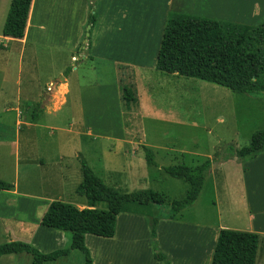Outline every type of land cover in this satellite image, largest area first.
<instances>
[{"label":"rangeland","instance_id":"374dc122","mask_svg":"<svg viewBox=\"0 0 264 264\" xmlns=\"http://www.w3.org/2000/svg\"><path fill=\"white\" fill-rule=\"evenodd\" d=\"M147 22V19L143 18L141 21L137 20V25L134 24L136 28L133 30L136 31L127 38L123 46L125 52L131 54L140 50L135 38L143 36ZM1 29L0 21V36ZM83 41L84 39L82 43ZM7 45L8 43L4 42L6 48H0V180L16 185L19 191L29 190L30 195L40 196L43 200L70 203L78 209L88 207L87 201L75 193L82 179L80 158L76 157V151L81 154L97 177L121 193L153 190L162 194L168 202L181 199L185 196L188 185L181 179L165 174L159 167L147 166L144 156L140 157L137 154L140 146L149 147L154 153L156 164L161 167L176 165L194 167L206 159H217L227 155L225 151L227 148L224 146L234 148L247 146L252 133L264 129V95L236 94L213 83L179 76L180 81L176 77L177 81L173 79L171 83L157 85L162 88L158 91L161 94L163 112L143 117L138 111H130L123 105V127L104 137L103 134L109 133L112 127H119L120 124L113 93L101 94L102 89L107 90L106 86L115 81V73L118 74L119 67L116 68L110 62L83 61L81 55L86 54L84 49L77 53L76 50L72 52L74 57L77 56L74 60H71V54L68 52L48 51L35 61L26 53L21 62L15 50H11ZM73 64L77 67L74 79L76 85L79 78L80 83H86L84 84L86 86L100 87L98 91L88 89L86 92L89 94L82 96V104L77 101L78 96L73 90L70 99L77 100L69 99V103L58 111L63 102L62 95L66 91H50L46 83L50 81L54 86L66 84L61 78L69 75L65 71L66 69L71 71ZM65 67L67 68L60 73L59 71ZM157 74L160 73H156L154 77L162 76ZM27 75L32 79L33 87L27 93L19 92L14 83L20 77L24 82ZM148 82L154 89L156 81L152 80L155 85L150 79ZM126 83L132 85L124 76L123 84ZM130 85L126 88L131 89ZM9 102L13 104L8 105ZM50 102L54 104L51 111L47 108ZM37 105H40V111L33 117L32 113L36 111ZM11 109L12 111H8ZM15 121L19 124L20 133L15 129ZM83 122L86 124L85 133L81 135L84 129L77 126ZM87 132L89 134H86ZM14 139L19 144V151L14 145ZM40 155L49 159L45 161L49 166L45 169L31 168L25 171L22 160ZM57 157L58 160L51 168L53 161L50 158ZM229 162L241 164L228 159L217 164V167ZM259 165L260 162L257 161L253 166L252 180L248 183L252 192L250 204L252 209H258L256 212H259L261 204L264 205V170H261ZM209 172L210 170L205 176L203 188L196 201L182 210L178 214L179 217L175 216L179 218L178 222L199 223L206 226L205 228L218 224L214 179ZM217 192H222L220 185ZM95 208L105 209L106 205L100 203ZM218 208L221 223L233 225V217L227 213L224 201ZM132 210L162 218L169 215L168 206L133 205ZM141 218L131 223L121 217L118 225L120 232L134 234V238L129 242L133 246L125 245V252L133 251L135 255L140 254L139 264L145 261L144 252L147 249L153 252L150 236L151 218L145 219L144 215ZM241 219L242 226H237L245 229L246 221L244 218ZM175 230V234L171 233L173 237L171 242L174 246L182 245L188 239L187 232L180 225H177ZM66 234L70 239V235ZM209 242L210 237L204 233L201 240H198L200 247L197 249H193L192 246L186 247L183 252L186 262L181 261L184 264H192L191 260L195 262L194 264L202 262L206 264L205 256ZM69 245L70 242L65 248ZM158 249L162 252L159 246ZM260 250L259 237L255 264L262 263ZM23 255L22 264H25V260L26 264H30L31 257ZM187 258L191 260L188 261ZM47 264H84V261L80 252L71 251L68 257Z\"/></svg>","mask_w":264,"mask_h":264},{"label":"crops","instance_id":"0c3cea01","mask_svg":"<svg viewBox=\"0 0 264 264\" xmlns=\"http://www.w3.org/2000/svg\"><path fill=\"white\" fill-rule=\"evenodd\" d=\"M11 1L1 0L0 2L2 28ZM87 13V0H31L23 37L15 40L4 37L1 33L0 48H6L4 42L8 43L7 46L11 50H15L21 62L26 53L30 54L35 61L37 57L43 53H48V51H53L54 53L68 52L71 54V60H74L77 56L74 57L72 52L82 42ZM171 13L264 29V0H97L95 24L90 34V46L86 54L83 53L81 57L83 61L110 62L116 68L119 67L118 74L115 73V81L111 85L106 86L107 90L104 89L103 91L102 89L101 94L102 92L104 94L107 92L113 93V102L117 107L120 124L119 127H112L110 132L103 134V136L112 134L123 127V105L130 111H138L143 117L144 115H154L156 112H163L161 94L158 91L162 88L157 86L158 83H171L173 79L176 80V77L180 81L179 76L175 74H162L155 70L163 29L167 17ZM142 17L147 19L148 22L143 36H136L135 38L136 45L140 46V50L129 54L123 50V46L127 38L133 34V31H136L133 30V28H136L134 24L137 25V20L141 21ZM85 42L83 41V43ZM73 65L71 66V71L68 72L69 75L61 78L66 81V84L54 86L50 81L46 83L50 91H66L62 95L63 102L58 107V111L69 103L73 90L76 91L75 94L78 96V100L77 98L75 100L82 104V96L89 94L86 92L88 89L98 91L100 87L86 86L84 85L86 83H80L79 78H77L76 85V80L74 79H76L77 67ZM66 68L61 69L59 72H63ZM156 73H160L162 76L154 77ZM124 76L132 82V85L123 84ZM22 79L20 77L14 84L19 92L24 91L27 93L33 87L32 79L28 75L25 78L26 82H22ZM149 79L151 82L153 79L156 81V85L152 82L155 85L154 89L149 86ZM127 85H130L131 89L129 90L134 98V101L129 104H125L121 100L122 89L126 88ZM70 100L73 101L74 98ZM7 104L12 105L13 103L9 102ZM53 105L52 102L49 103V106H47L49 111L52 110ZM8 111H12V109ZM75 125L74 127H76ZM85 126L84 122L77 126L84 129L80 133L81 135L85 133ZM15 129L19 132L17 121H15ZM15 133L17 134V132ZM86 134H89V132ZM14 145L18 148L17 140H15ZM137 154L142 157L141 148L138 149ZM29 155L32 154L29 153ZM41 157L45 158L44 155H40L22 160L24 170L27 171V169L31 168L45 169L49 166L45 162L49 159L45 158V160H42L40 159ZM76 157H81L78 151H76ZM50 160L53 161V164L50 165L52 168L58 157L55 159L50 158ZM257 161L260 162L259 168L264 170V148L260 155L247 162L241 164L229 162L217 168H210L209 174L214 179V200L218 216V224L210 227L211 229L205 228L206 226L199 223L185 224L178 222L179 218L177 217H160L156 229V240L160 250L168 257L170 264H184L181 260L186 262L183 254L186 247L192 246L193 249L200 247L198 240H201L204 233H207L208 238L210 237L211 239L207 252L205 251L206 264H210L218 233L221 229L256 233L258 238H261L260 263H264V205L261 204L259 212H256L258 210L256 208L252 209L250 204L252 192L248 187V183H251L252 180V168ZM52 170L55 172L54 168ZM261 175L263 176L262 173ZM226 184L228 185L225 186ZM219 185L222 189L220 193L217 192ZM222 201L225 202L227 213L233 217V225L221 223V213L218 206ZM51 202L52 199L43 200L40 196L36 195L34 197L30 195L29 190L19 191L16 185H13V188L9 191L0 190V245L7 242H22L44 254L65 248L70 242L66 233L46 228L40 224V220ZM142 215L145 216V219L152 217L148 213L142 212H122L118 214L115 233L112 238L85 235L84 243L89 250L92 264H139L138 258L140 254L135 255L133 251L125 252V245L133 246L129 242L134 238V234L120 232L118 225L121 217L133 223L142 219ZM241 218L246 221L245 229L240 227L242 226L241 223H243ZM177 225L182 226L187 232L188 239L182 245L174 246L171 242L173 240L171 233L175 234ZM202 247H204L203 244ZM144 253L145 261L141 264H163L154 259L152 250L147 249ZM23 254L30 256V254L24 252L2 255L0 256V264H22L24 261ZM188 258L186 260L190 261L191 259ZM177 259H180V261H177ZM191 263L194 264L195 262L191 260Z\"/></svg>","mask_w":264,"mask_h":264},{"label":"trees","instance_id":"16d2710c","mask_svg":"<svg viewBox=\"0 0 264 264\" xmlns=\"http://www.w3.org/2000/svg\"><path fill=\"white\" fill-rule=\"evenodd\" d=\"M30 2L31 0L11 1L1 31L2 36L15 40L23 37ZM87 2L86 26H90L89 36L83 35L86 42L78 45L76 53L83 49L88 51L91 30L95 24L97 0ZM263 43V28L171 13L163 29L155 70L162 74H175L213 83L236 94L260 96L264 95ZM68 72L66 69L65 73ZM121 100L125 104L134 101L128 88L122 89ZM35 110L33 117L40 111V105ZM140 148L147 166L159 167L165 174L181 179L188 185L183 198L168 202L162 194L153 190L121 193L106 185L80 157L82 179L75 193L87 201L88 208L78 209L70 203L54 200L40 220V224L46 228L68 233L70 245L44 254L22 242H7L0 245V256L24 252L30 254L31 264H47L67 257L71 251H78L83 256L84 264H92L89 250L84 243L85 235L112 238L118 214L134 212L133 205L168 206V217H175L196 201L203 188L205 176L212 166L217 167V164L228 159L243 163L260 155L264 148V129L253 132L247 146H224L229 155L206 159L194 167H161L156 164L154 153L149 147L142 145ZM12 188V184L0 180L1 191ZM100 203H104L106 208L96 209L95 206ZM159 219V216H152L150 219L153 257L163 264H170L168 257L157 246L156 229ZM258 239V235L253 232L221 229L210 264H255Z\"/></svg>","mask_w":264,"mask_h":264},{"label":"water","instance_id":"95a60500","mask_svg":"<svg viewBox=\"0 0 264 264\" xmlns=\"http://www.w3.org/2000/svg\"><path fill=\"white\" fill-rule=\"evenodd\" d=\"M89 30H90V26H87L85 31V37L89 36Z\"/></svg>","mask_w":264,"mask_h":264},{"label":"built area","instance_id":"2783aa9c","mask_svg":"<svg viewBox=\"0 0 264 264\" xmlns=\"http://www.w3.org/2000/svg\"><path fill=\"white\" fill-rule=\"evenodd\" d=\"M75 59V58H74Z\"/></svg>","mask_w":264,"mask_h":264}]
</instances>
